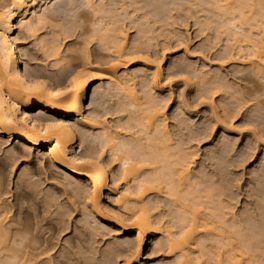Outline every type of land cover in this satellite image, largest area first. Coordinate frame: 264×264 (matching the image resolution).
Masks as SVG:
<instances>
[{
	"label": "bare ground",
	"instance_id": "1",
	"mask_svg": "<svg viewBox=\"0 0 264 264\" xmlns=\"http://www.w3.org/2000/svg\"><path fill=\"white\" fill-rule=\"evenodd\" d=\"M60 1L64 0H0V143L17 139L15 148L0 158V166L9 160L13 172L18 161H30L33 150H37L34 157L40 164L38 170L64 171V180L58 184L68 194V206L65 201L64 205L55 201L49 189L39 191L41 183L33 180L35 167L22 169L14 185L16 190L27 192L28 189L41 200L43 210L51 213L50 218L60 224L73 209L86 216L85 219L95 220L91 221L97 226L90 228L94 235L101 229L106 231L111 224L125 230L134 227L137 242L126 236L123 242L114 238L115 241L105 243L102 248H94L96 241L92 240L95 241L91 242L92 249L87 246L91 240L86 237L82 240L88 242L87 249L81 238L73 243L69 239L68 244L56 249L57 243L41 240L39 233L36 235L21 222L17 212H12L18 203L3 201L7 191L0 176V264H92L99 257L103 258L99 264H118L122 255L126 259L121 263L131 264L148 233L159 250L171 252L169 264H264V186L258 183L260 186L254 191L261 198L256 205L237 214L221 197L226 192L224 189H228L225 173L224 180H219L221 176L212 179L205 172L204 175L192 170L196 153L174 140L167 126L163 98L156 95L162 92L159 79L162 64L150 51L155 36L148 35L147 41L139 36L130 44L121 24L125 19H136L137 15L128 9L129 4L148 6L153 17H158L163 1L167 0H161L163 3L160 0H65L75 14L83 11L82 27L88 34V42L94 41L107 52L96 60L86 54L81 71L77 70L73 57L68 59L61 54V39L55 38L53 42L39 39L40 29L49 28L45 20L47 11L52 12L49 6ZM175 5L195 10L194 21L200 24L201 32L212 28L217 39L225 38L224 58L248 61L251 70L264 78V0H180ZM136 20L142 26L149 25L140 16ZM76 30L75 25H70L64 39L72 37ZM143 30V38L153 32L150 27ZM23 31L34 38L46 58H52L60 73L64 67L74 73L63 80L59 75L51 77L46 65L39 64L33 70L29 51L23 52L20 47ZM133 58L141 59L146 65L152 63L155 69L151 73L143 66L129 70ZM120 66L124 68L122 72ZM207 74H198L201 83L208 80ZM97 82L100 83L93 89L92 104L97 102L99 91L102 101L114 102L113 114H117L118 120L115 125L108 123L106 113L96 110L84 113L89 90ZM216 88L225 87L218 84ZM103 103L97 104L103 106ZM76 131L80 133L79 147L90 138L100 144V149L92 148L82 154L74 152ZM42 145L45 147L40 149ZM106 149L108 165L103 163ZM112 163L118 166L116 171L109 168ZM52 171L50 175H55ZM109 173L113 178L110 187ZM105 189L113 197L108 207L102 202ZM164 207L168 210H162ZM96 254L98 258L94 257Z\"/></svg>",
	"mask_w": 264,
	"mask_h": 264
},
{
	"label": "rangeland",
	"instance_id": "2",
	"mask_svg": "<svg viewBox=\"0 0 264 264\" xmlns=\"http://www.w3.org/2000/svg\"><path fill=\"white\" fill-rule=\"evenodd\" d=\"M162 1L161 3L165 2V4L169 1L171 3L169 2L170 4L167 5L162 4L164 7L161 5V7H163L161 10L162 14L160 13L158 17H153L150 7L148 6V8H143V4H140L142 7H140L139 4L137 6H131V4H129L128 9L132 11L133 15L140 16V20H148L149 25L142 26L138 22V26L136 22V19H138L137 16L136 19L133 17L135 21L132 18L125 19L121 24L122 26L124 25L123 29L127 31V39L130 44L133 43L134 40H137L139 36L141 37L139 39L145 41L148 40V35L155 36V38L151 40L154 46L151 47L150 51H152L151 53L156 56V58L158 57V59L161 60L162 64V74L159 77L162 92H157L156 95H159V99L163 98V103H161L165 105L164 112L167 117V126L171 135L175 138L174 140H179L177 141L179 145L189 148V150L196 153L195 162L192 167L193 171L195 169V171L202 174L205 172L206 176L209 177L211 175V177H213L212 179H218L221 176L222 178L220 177L219 180H224L227 176L226 178H228V180H226L229 181H226L228 189H224L227 193L224 192V195L222 194L223 196L221 197L227 201H224V204L227 203L226 205H229L230 208L232 207V210L239 214V211L244 208L249 209L251 206L253 208L256 205L257 200L261 198L256 196L254 191L261 184L264 186V78L256 75V73L251 70L252 68L248 61L234 62L224 58L225 38L220 37L217 39V37H215V29L212 28L201 32L200 24L198 25L194 21L193 15L196 14L195 10H189L186 5H175V3L177 4L180 0ZM64 3L65 0L60 1L56 5L54 2H52V4L50 3L52 7L51 5L49 7L52 9L53 13L51 10L49 12L47 11L45 19L49 28L40 29L39 39L48 38L50 42H53L55 38L61 39V54L63 56H68V59L73 57L74 63L79 67L77 70H80L82 69L80 65L83 63V57L86 54H88L91 59L96 60L98 57L107 54V52L102 50L98 44H94V41L91 43L88 42V34L85 33V27H82L85 23L81 16L83 11L80 10L81 13L78 11V13L75 14L70 9L71 7ZM53 5H55V7ZM144 5L146 4L144 3ZM133 6L135 7L133 8ZM138 6L143 9L139 10L140 8ZM53 8L57 9L56 12L53 11L55 10ZM135 8H138V10ZM80 17L82 19H80ZM70 25H75L77 30L72 37L64 39L66 28L70 27ZM147 27L152 28L153 32L146 34L145 38H143V28L145 29ZM18 32L19 30L15 34H18ZM20 35V47L23 52L29 51L31 55L29 62L33 70L37 69L40 65H46L51 77H57V75H59L63 80H66L69 74L71 75V73H74L73 70L71 71L68 67H64L62 73H60L58 71L59 67L54 64L52 58H46L47 56L44 51L39 49L32 36L25 31ZM98 64L102 68L105 67L100 63ZM138 67L146 69L148 73H151L155 69L154 64L151 63L146 65L138 58H133L129 61V70ZM119 70L122 72L124 70L123 66H120ZM65 71L66 73H64ZM200 72L204 74L208 73V80L203 81V83H201L202 81H200L198 77ZM103 82H106V80ZM99 83L100 82L95 83L89 90L84 105V113L90 114L92 110H96L100 114L106 113L105 116L108 117V123L115 125L118 120L117 114H113L116 106L114 102L108 101L105 103V101H102L103 98H101V95L99 96V93L101 94L99 91L97 96L98 99H96L97 102L92 104L93 89ZM218 84L219 86L223 85L226 89L223 88L222 90H218L216 88ZM98 101L99 103L104 102V105L99 106L97 104ZM113 104L115 106H113ZM54 114V112H49V115ZM80 130L82 129L80 128ZM76 135L77 143L74 146V152L82 154L88 152L92 148L95 150L100 149V144L90 141V138L87 139L82 147H79L80 133L76 131ZM16 141L17 139L0 143V158H5V152L15 148L17 144ZM44 147L45 146L42 145L40 149ZM105 151L106 157L103 160L104 162L102 161L103 163L106 162L109 155L107 149ZM33 152L36 156L38 151L33 150ZM34 155L28 162L18 161L13 168V172L11 171L12 167H10L11 162L9 160H6L5 163L1 162L0 176L4 181V190L7 192L10 190V192H5L6 194L2 196L3 201L5 202L6 199V201L10 203H18L15 205L16 207L13 206L12 212L18 213L17 215L26 227L28 226L29 229L31 228L30 230L35 231V234L39 233L38 237H40L41 240L48 239L52 244L57 243L56 249L59 248L60 245L68 244L67 242L69 239L73 243V241L75 242L76 240L80 242L79 239L81 238L82 242L86 237L89 238V241L91 240L89 242L90 246L88 242L84 241L81 243L83 247L85 245L86 249L87 246L92 249L94 246V248H102L101 246H105V243H110L114 238L119 242L120 240L123 242L126 236L130 238V241L134 243L137 242L136 236H134V227H129L125 230L115 224L108 226L105 224L104 226L108 227H106L107 230L104 231L101 229L97 232L95 231L96 233L94 235L90 228H95L97 226V224H95L96 222H94L95 220L87 218L86 220L84 218L86 216L79 215V213L73 209H71L72 212L70 216H66L68 219L60 224L61 222L59 223L50 218L52 216L51 213L43 210L44 208H42L41 200L29 192L28 189L27 192L22 189L19 191L16 190L14 185L22 169H29L32 167L31 169L34 170L35 167V176H33V180H37L39 184L41 183L39 186L37 182L40 188L39 191L45 192L49 189L50 191H48L52 195L54 193L53 197L58 203L60 202L63 204L65 201V204L69 202L68 194L64 191L63 185L61 187V184H58V182L60 183V181L64 180V171L51 170L55 175H50L51 171L44 173L38 170L40 164ZM105 165H108V163H105ZM114 165L115 164L112 163L109 165V168L116 171L118 166ZM218 173H220V175ZM34 174L32 171V175ZM214 176H216V178ZM46 178L50 179L46 180ZM108 183L109 187L113 186L112 173H109ZM119 187H121V185ZM231 191L234 195H232L233 193ZM43 192H41V195ZM109 195V190L105 189L102 201L105 207L109 206L113 198ZM256 197L259 199H256ZM161 199L164 200L162 197ZM66 204L68 206L69 203ZM17 206L23 207L17 208ZM54 208L55 207H53L52 210H55ZM66 210H68V208ZM162 210H168V207H164ZM81 219H83V221ZM89 220L94 221L90 222ZM83 222L88 223L85 224ZM90 225L92 226L90 227ZM61 228L63 231L60 230ZM103 233L105 235H103ZM81 235H83V237ZM161 236L162 235L159 234L158 237L160 238ZM152 237L150 233L146 235L145 239L141 237L143 240L141 251L137 255V258L131 261V264L170 263L172 259L171 252L167 249L159 250L156 245L151 242ZM92 240L96 241H94V246H91V244L94 243ZM86 249L84 250L86 251ZM94 257L98 258L99 254H96ZM101 259L103 260L102 257L98 258L99 261L93 259L94 262L91 263L99 264L102 262ZM125 259L124 255L119 256L117 260V262L119 261L118 264L121 262L123 263Z\"/></svg>",
	"mask_w": 264,
	"mask_h": 264
}]
</instances>
